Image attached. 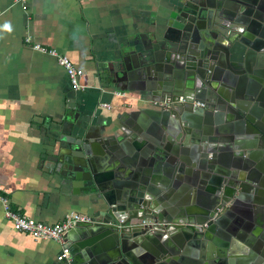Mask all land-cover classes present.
<instances>
[{
	"label": "water",
	"instance_id": "water-1",
	"mask_svg": "<svg viewBox=\"0 0 264 264\" xmlns=\"http://www.w3.org/2000/svg\"><path fill=\"white\" fill-rule=\"evenodd\" d=\"M224 1H187L170 17L177 37L118 63L117 79L112 69L101 72L105 85L117 80L143 96L184 95L207 105L147 108L155 121L152 136L127 130L101 137L104 160L114 170L104 175L109 180L89 153L94 135L80 126L68 156L58 155L55 166L102 218L76 221L64 238L83 226L91 240L80 245L90 248L71 247L69 258L54 264H263L264 0ZM180 182L190 195L201 190L205 198L197 204L190 197L165 200ZM100 192L106 198L99 203ZM153 213L188 223L157 226V239L152 225H129L159 219ZM192 213L202 215L196 220ZM118 218L126 219L122 226ZM212 232L224 238L221 247L196 252L198 236Z\"/></svg>",
	"mask_w": 264,
	"mask_h": 264
},
{
	"label": "crops",
	"instance_id": "crops-1",
	"mask_svg": "<svg viewBox=\"0 0 264 264\" xmlns=\"http://www.w3.org/2000/svg\"><path fill=\"white\" fill-rule=\"evenodd\" d=\"M187 1L29 0L24 10L16 0H0V192L14 209L48 224L60 223L71 214L102 218L96 212L98 206L89 202L88 196L77 194L71 181L58 173V155L68 156L66 149L81 126L94 135L89 153L97 159L95 169L105 178L114 170L104 160L101 137L115 138L127 130L152 136L155 121L147 108H160L136 99L143 94L138 89L123 88L117 80L103 84L100 75L112 69L117 79L118 63L139 55L151 43L177 37L170 17L178 14ZM5 24L10 30L4 28ZM35 44L71 58L84 70L82 84L86 88L75 91L57 57L35 49ZM257 163H261V157ZM172 184L165 199L169 202L190 197L197 204L205 198L201 190L190 195L184 183ZM105 191L113 192L111 188ZM99 194V198L91 197L94 202L106 198L103 192ZM236 214L239 217L243 213ZM190 215L197 220L202 213ZM258 217L259 213L254 216ZM86 231L83 226L73 227L61 242L34 239L14 228L0 204V264L57 263L64 245L81 251L89 247L80 245L91 240ZM159 235L157 231L154 239ZM198 239L196 252L219 249L224 240L218 232L199 235Z\"/></svg>",
	"mask_w": 264,
	"mask_h": 264
},
{
	"label": "built area",
	"instance_id": "built-area-1",
	"mask_svg": "<svg viewBox=\"0 0 264 264\" xmlns=\"http://www.w3.org/2000/svg\"><path fill=\"white\" fill-rule=\"evenodd\" d=\"M24 10L28 9L29 0H16ZM34 48L54 55L58 59V63L64 68L69 78L70 84L75 91H82L86 87L82 84V77L84 75V70L77 66L71 58L67 55L59 53L54 48H48L44 45L35 44ZM125 95V93H124ZM136 99H139L146 104H150L153 107L160 109H169V110H181L183 107L192 105L193 107H206V102L199 99H188L184 95L172 96L165 94L163 96H147L140 97L136 96ZM0 204L3 207L5 216L12 223L14 228L17 231L27 233L31 235L34 239L38 240H52V241H63L65 233L74 225L76 221H95V219L86 214H71L66 216L62 222L57 224H48L41 221H36L34 219L28 218L26 215L20 211L14 209L11 205L10 199L3 193L0 192ZM156 216H159V219L153 218H140L132 219L129 222V225L134 226L136 224L141 225H152L153 231L157 232V226H164L167 224L178 225V224H187L184 218H177L173 221H168L166 218L160 217V213H153ZM125 218H118L116 223L118 226H122L125 223ZM70 256V248L67 245H64L61 249V252L57 256L58 261H62Z\"/></svg>",
	"mask_w": 264,
	"mask_h": 264
},
{
	"label": "clouds",
	"instance_id": "clouds-1",
	"mask_svg": "<svg viewBox=\"0 0 264 264\" xmlns=\"http://www.w3.org/2000/svg\"><path fill=\"white\" fill-rule=\"evenodd\" d=\"M4 28L7 29V30H10V25L5 24V25H4Z\"/></svg>",
	"mask_w": 264,
	"mask_h": 264
}]
</instances>
